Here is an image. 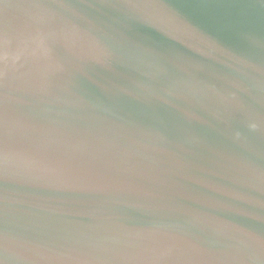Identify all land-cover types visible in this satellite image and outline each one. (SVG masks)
<instances>
[{
    "label": "water",
    "instance_id": "water-1",
    "mask_svg": "<svg viewBox=\"0 0 264 264\" xmlns=\"http://www.w3.org/2000/svg\"><path fill=\"white\" fill-rule=\"evenodd\" d=\"M0 264H264V0H0Z\"/></svg>",
    "mask_w": 264,
    "mask_h": 264
}]
</instances>
